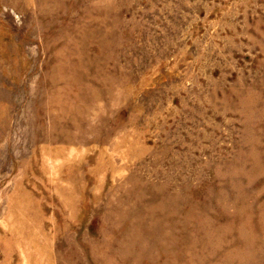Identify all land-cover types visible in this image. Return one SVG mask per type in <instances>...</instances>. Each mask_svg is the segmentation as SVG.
<instances>
[{"label": "rangeland", "instance_id": "1", "mask_svg": "<svg viewBox=\"0 0 264 264\" xmlns=\"http://www.w3.org/2000/svg\"><path fill=\"white\" fill-rule=\"evenodd\" d=\"M0 264H264V0H0Z\"/></svg>", "mask_w": 264, "mask_h": 264}]
</instances>
